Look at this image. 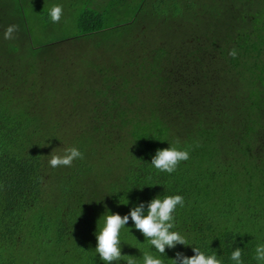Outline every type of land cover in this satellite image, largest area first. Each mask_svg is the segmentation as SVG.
Masks as SVG:
<instances>
[{
    "label": "trees",
    "instance_id": "1",
    "mask_svg": "<svg viewBox=\"0 0 264 264\" xmlns=\"http://www.w3.org/2000/svg\"><path fill=\"white\" fill-rule=\"evenodd\" d=\"M178 2L151 0L149 8L137 7L144 18L136 13L127 22L131 35L113 47L109 61L114 75L133 80L122 98L98 92L85 98L81 58L58 43L17 51L3 67L10 97L0 103V264H106L95 252L104 217L170 195L184 197L173 230L191 245L215 252L222 264H234L229 257L239 247L243 264H258L264 20L254 19L252 0ZM107 17L81 10L74 37L107 29ZM233 48L235 58L228 55ZM148 96L151 115H134ZM177 141L190 159L171 174L156 170V151ZM66 147L78 148L83 159L50 167L52 150ZM125 227L122 255L138 264L145 251L159 255L131 219ZM176 252L194 255L192 246L176 245L166 248L164 264H172Z\"/></svg>",
    "mask_w": 264,
    "mask_h": 264
},
{
    "label": "rangeland",
    "instance_id": "2",
    "mask_svg": "<svg viewBox=\"0 0 264 264\" xmlns=\"http://www.w3.org/2000/svg\"><path fill=\"white\" fill-rule=\"evenodd\" d=\"M150 1L146 0L144 4L141 0H0V72L5 65L12 61L14 53L16 54L17 51L20 53L24 51L23 49L38 48L46 43H58L67 48L72 47L73 49L70 51L77 52L81 58L77 72L84 75L85 98L94 96L96 92L99 95L105 93L108 99L127 96L130 93L125 91H131L130 86H133V80L131 83H126L121 72L114 75L116 68L112 69L109 61L115 55L113 47L121 45L123 37L131 35L132 31H129L130 26L127 22H131L136 13L139 15L138 19L145 17L143 14L146 12L139 11L137 7L149 8ZM252 2L257 8L256 13L254 12V19L257 22L263 21L264 13L258 9L261 7L264 10V0H252ZM53 5L63 7V16L59 23H53L48 15L49 9ZM85 8L106 11L108 17L105 26L108 28L89 35L74 37L78 34L77 18L81 10ZM9 25H17L18 31L14 33V39L6 40L3 34ZM159 34L156 33V35ZM151 41H154V38ZM76 45L79 47L77 48ZM14 48L16 51H13ZM138 79L139 76L134 80L138 81ZM109 86L112 90L109 89ZM5 89L0 73V103H5L6 99L10 97L8 91L7 95L4 94ZM146 98L140 111L137 109L138 107L135 111L133 109L134 115L145 118L151 115L149 107L151 98L149 96ZM140 102L141 100L138 98L135 100L139 106ZM150 106L153 109V103ZM82 112L86 114L87 110ZM152 115L154 116V110ZM119 166L120 162L116 164V168L114 167L115 170H118ZM98 171L100 172L101 169L99 168Z\"/></svg>",
    "mask_w": 264,
    "mask_h": 264
},
{
    "label": "clouds",
    "instance_id": "3",
    "mask_svg": "<svg viewBox=\"0 0 264 264\" xmlns=\"http://www.w3.org/2000/svg\"><path fill=\"white\" fill-rule=\"evenodd\" d=\"M53 23H59L63 16V7L53 5L48 12ZM18 31L17 25H9L4 31V39H14V33ZM228 55L232 58L237 56L236 49L229 51ZM159 149L151 159V165L160 172L171 174L177 170L179 164L190 159L188 149H180L176 145ZM199 147V144L196 145ZM83 159V153L76 147H66L60 151L54 148L50 154L48 164L52 168L71 167L74 160ZM41 181L43 178H39ZM184 197L181 195L158 196L151 199L145 205L144 202L130 209L128 214H109L103 219L96 238L95 252L101 261L106 264H113L120 260H125V264H138L134 256L122 255L121 252V230L125 229L131 219L134 227L148 241L149 245L155 249L159 255H154L149 251L143 253V264H164L162 257L165 255L166 248L173 249L176 245L192 246L194 255L186 256L182 252H176L175 258L171 259L172 264H222L217 254H206L199 247L193 246L188 239L178 231L175 216L177 206L183 208ZM146 212V214H145ZM130 231V229H129ZM230 260L234 264H243L242 249L237 247L230 254ZM254 259L258 264H264V243L257 244L255 247Z\"/></svg>",
    "mask_w": 264,
    "mask_h": 264
}]
</instances>
